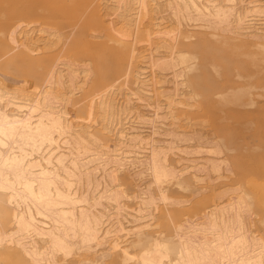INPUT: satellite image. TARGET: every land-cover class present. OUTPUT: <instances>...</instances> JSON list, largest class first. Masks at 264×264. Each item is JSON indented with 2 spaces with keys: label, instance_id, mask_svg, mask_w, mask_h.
<instances>
[{
  "label": "bare ground",
  "instance_id": "bare-ground-1",
  "mask_svg": "<svg viewBox=\"0 0 264 264\" xmlns=\"http://www.w3.org/2000/svg\"><path fill=\"white\" fill-rule=\"evenodd\" d=\"M0 264H264V0H0Z\"/></svg>",
  "mask_w": 264,
  "mask_h": 264
}]
</instances>
